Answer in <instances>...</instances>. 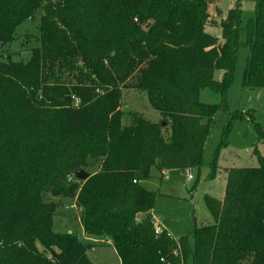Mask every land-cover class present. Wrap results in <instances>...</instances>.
I'll return each instance as SVG.
<instances>
[{"label":"trees","instance_id":"16d2710c","mask_svg":"<svg viewBox=\"0 0 264 264\" xmlns=\"http://www.w3.org/2000/svg\"><path fill=\"white\" fill-rule=\"evenodd\" d=\"M208 3L0 0V50L41 12L29 60L0 54V264H92L90 245L53 231L52 197L74 198L83 233L109 239L120 264H264V157L256 147L257 166L230 168L222 199L204 197L212 223L185 236L155 234L158 194L139 184L153 167L199 172L240 46L248 49L242 86L264 89V0L255 1L243 43L240 0L219 21L221 43L205 31ZM123 89L145 92L161 120L132 113L123 125ZM202 89L220 103H201ZM235 120L264 141L253 114L229 113L220 147ZM78 169L88 178L67 182ZM215 175L213 163L207 179Z\"/></svg>","mask_w":264,"mask_h":264},{"label":"rangeland","instance_id":"374dc122","mask_svg":"<svg viewBox=\"0 0 264 264\" xmlns=\"http://www.w3.org/2000/svg\"><path fill=\"white\" fill-rule=\"evenodd\" d=\"M255 1L240 0L242 29L239 38L242 43L245 40L246 25L254 14ZM208 2V11L213 24L206 26L205 31L217 37L221 43L219 21L225 17L228 9L233 6L236 0H208ZM40 16L41 12H37L35 22L21 24L16 29V35H19V38L4 46L0 50V54L11 56L13 61H28L31 56L30 49L39 45L37 27ZM21 43H24L23 46ZM247 54L248 49L246 47L240 46L238 48L232 85L224 97L226 111L223 110L217 114L210 129L203 147L202 166L199 172L196 169H186L193 177L191 181H187L184 172L164 170L161 173L153 167L150 171V178L139 182L146 190L158 194L151 210L154 223L155 221L160 223L173 238L188 235L195 224L212 223L204 197L211 196L220 199L224 191L223 184L226 179V172L230 168L257 166V159L253 153L255 147L264 157V141L257 144L255 131L251 124L245 120L233 121L227 136V145L220 147L229 113H251L255 122L264 129V89H249L242 86V74ZM221 76V71L216 70L214 72L215 80L219 81ZM199 100L204 104H216L220 103L221 98L209 89H202L199 93ZM121 110L124 112L123 125L129 124L132 113L141 115L153 123L161 120L158 111L150 106L146 93L134 89L121 91ZM166 135L164 133V136ZM213 163L216 165V175L213 180H209L207 175ZM195 182L196 187L192 190ZM220 182H223L221 191L219 190ZM51 200L58 203L57 212L53 217L54 232H72L78 236L81 242L90 245L86 251V256L92 264H120L109 239L104 236L95 237L83 233L79 223L80 211L76 205H73L74 198L52 197ZM142 216L140 214L137 217L142 218Z\"/></svg>","mask_w":264,"mask_h":264},{"label":"built area","instance_id":"2783aa9c","mask_svg":"<svg viewBox=\"0 0 264 264\" xmlns=\"http://www.w3.org/2000/svg\"><path fill=\"white\" fill-rule=\"evenodd\" d=\"M184 173L186 175V180L187 181H191L193 179L192 174L189 171H185ZM75 179L76 178H75L74 174H72V175H70L68 177L67 182H71V181H73ZM73 205H75V204H73ZM69 207H71V206H69ZM154 231H155V234H160L163 231V229L161 227H159V226H155L154 225ZM165 233H166V236H168V237H170L172 239H175V238L172 237V235L168 231H166Z\"/></svg>","mask_w":264,"mask_h":264},{"label":"water","instance_id":"95a60500","mask_svg":"<svg viewBox=\"0 0 264 264\" xmlns=\"http://www.w3.org/2000/svg\"><path fill=\"white\" fill-rule=\"evenodd\" d=\"M74 176L77 180L83 181L88 178L89 174L82 169H78L74 172Z\"/></svg>","mask_w":264,"mask_h":264},{"label":"crops","instance_id":"0c3cea01","mask_svg":"<svg viewBox=\"0 0 264 264\" xmlns=\"http://www.w3.org/2000/svg\"><path fill=\"white\" fill-rule=\"evenodd\" d=\"M220 14H221V13H220ZM222 183H223V182H220V184H221V187H220V189H219L220 191H221V189H222ZM220 191H219V192H220ZM222 196H223V192H222ZM222 196L220 197V199L222 198ZM150 213H151V212H150ZM151 216H152V213H151ZM152 219H153V222H154V217H153V216H152ZM155 223H156L157 225L161 226L162 229H164L163 226H162L160 223H158V222H156V221H155ZM155 223H154V225L157 226ZM164 230H165V229H164ZM82 231H83V230H82ZM166 231H167V230H166Z\"/></svg>","mask_w":264,"mask_h":264}]
</instances>
